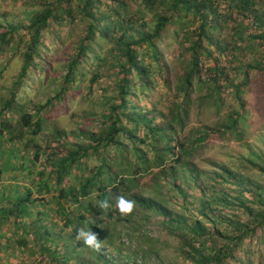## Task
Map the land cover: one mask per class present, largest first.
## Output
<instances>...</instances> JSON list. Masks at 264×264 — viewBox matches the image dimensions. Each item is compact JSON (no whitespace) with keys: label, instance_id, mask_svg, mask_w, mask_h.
<instances>
[{"label":"trees","instance_id":"16d2710c","mask_svg":"<svg viewBox=\"0 0 264 264\" xmlns=\"http://www.w3.org/2000/svg\"><path fill=\"white\" fill-rule=\"evenodd\" d=\"M117 1L35 0L38 10L25 26L8 23L0 17V54L8 49L15 53L23 50L21 71L7 98L0 99V151L5 148L3 152L15 156L23 152L20 166L8 168L1 163L4 154L0 153V227L8 223L16 236L30 235L40 253L38 264H125L107 259L103 247L93 250L85 246L82 240L76 239L77 231L91 229L101 240V225L109 232L117 226L116 222L124 219L129 227L127 235L135 238V230L146 227L149 217L159 216L179 237L181 255L189 259L190 264H230L246 241L257 238L264 243V152L250 151L248 156L239 159L234 169L218 163L214 170L199 169L189 159L209 140L243 138L244 130L240 125L246 123L248 116L243 100L247 83L235 81L240 73L245 77L250 72L264 73V59L255 65H241L232 76L219 57L226 52L233 53L241 48L253 50L264 45V0H139V7L131 14L127 10L119 12L117 7L124 6ZM223 4L232 15L241 17L234 19L236 27L229 39L220 41L215 34L223 28V16L219 13ZM242 17L251 21L252 26L245 25ZM77 23L84 27V33L65 64V75L57 95L39 107L34 115L22 114L19 93L29 74L42 64L45 35L53 34L55 25L74 26ZM172 35L182 39L189 56L184 62L183 100L166 113L153 115L147 111L142 115L136 88L138 85L150 87L154 84L153 76L167 75L163 48L173 39ZM16 40L18 42L14 43ZM100 43L110 47L99 60L100 65L110 63L120 82V104L112 105L111 109L115 119L109 116V126L92 136L89 145L67 150L61 158L51 153L45 160V166L52 165L51 171L45 176L39 174L43 178L36 182L33 179L42 168L37 169L45 151L30 137L41 135L44 122L48 121L44 117L45 110L52 112L60 100L65 99L69 88L81 77L80 68L91 60H98L93 48ZM215 53L218 58H214ZM204 71L210 72L206 79L201 76ZM194 80L203 84L208 94L204 97L200 94L196 102L191 101ZM167 83L164 80V84ZM230 89L234 90L231 94L239 103L238 111L214 127H200L197 137L188 140L186 122L193 103H197L199 111L204 106L216 107L215 114L220 117L225 100L223 91ZM142 145L149 150L141 149ZM32 149L36 150L35 156L28 159L27 154ZM92 155L97 158L95 166L88 164ZM73 169L74 184L67 182ZM10 172L21 182V187L5 186ZM145 173L153 175L152 179L158 182L151 185L150 193L137 191ZM162 182L170 183L172 189L185 198L188 196L183 186L196 184L201 199L195 220L167 206L159 184ZM215 182L235 189L217 192ZM119 196L135 201L131 213L119 212L116 206ZM104 200L109 202L107 209L100 207V201ZM48 206L62 220V230L57 235L44 223L48 219L44 209ZM230 210L235 214L229 215ZM205 221L212 227H207ZM221 226H225V230H221ZM2 236L3 230H0ZM110 238L111 234L107 243ZM139 239L140 248L143 251L146 248V255L158 254L155 239L147 236ZM11 247L8 245V249ZM132 264L147 263L133 261Z\"/></svg>","mask_w":264,"mask_h":264},{"label":"rangeland","instance_id":"374dc122","mask_svg":"<svg viewBox=\"0 0 264 264\" xmlns=\"http://www.w3.org/2000/svg\"><path fill=\"white\" fill-rule=\"evenodd\" d=\"M107 4L110 5L109 2ZM117 4H123L126 7L118 6L117 10L119 12L127 10L131 14L137 10L140 1L119 0ZM37 10L35 0H23L18 3H15L13 0H1L0 2V17L4 21L15 25L25 26L29 17L31 18ZM219 13L223 16V19H221L223 28L215 34V37L222 41L229 39L230 35L233 34L236 27L234 19L237 20L241 16L232 15L230 9L225 4L220 7ZM241 19L244 20L243 17ZM244 22L245 25L252 26L251 21L244 20ZM251 30H253V27ZM83 33L84 27L77 23L74 26L55 25L53 34L47 33L45 35L43 39L44 46L41 49L43 55L41 58L42 64L37 70L29 74L27 81L19 93L22 114L29 113L34 115L39 107L45 106L48 101L57 95L62 78L65 75V64L69 57L73 55L74 48L80 42ZM249 33L247 32L246 35H249ZM172 37L173 39L169 41L170 43L167 41L166 46L163 48L165 51L163 64L165 65L167 75L163 77L153 76V85L150 87L138 85L136 88L140 102L138 109L142 115L147 111L153 112V115L166 113L174 109L176 102L183 100L184 95L181 91L185 89L183 84L186 74V63L184 62H187L189 56L185 53L186 50L182 45V39H177L176 35H172ZM19 38L17 37V39ZM17 42L18 40L14 43ZM109 50L110 47H106L105 43H100L99 46L93 48V52L98 60H91L84 67L80 68L81 77L77 79L73 87L69 88L65 99L62 98L59 105L52 112L45 110L44 117L48 121L44 122L41 135L30 137V139H35L40 148L45 151L37 169L42 168L33 179L36 182L43 178L39 174L43 173L45 176L46 173L51 171L52 165L47 164L48 166H45V160L51 153L55 154L56 158L57 156L61 158L68 153L67 150L76 148L78 145H89L90 139L93 138L92 136L101 133V131L109 126L110 121H108V117L112 116L113 120L115 119V115L111 109L112 105L118 106L120 104V95L118 93L120 82L116 72L112 70L110 63L102 66L99 63V60ZM22 51L15 53L12 49H8L0 54V72L2 73V77H0V99L2 97L7 98L8 91L21 71L23 61ZM216 57H219L217 53L214 54V58ZM219 58L233 76L236 73L235 70L241 65H255V63L264 59V45L257 46L253 50L241 48V50L233 53L226 52ZM210 65L208 64V66ZM242 73H244V70H242ZM201 76L203 79H206L210 76V72L204 71ZM95 77H97L96 80ZM164 80L168 81L167 85L164 84ZM137 81L135 80V82ZM244 81H246L247 86L243 100L246 103L245 113L248 116L246 123L240 125L244 130L242 140L236 138L232 140H220L217 138L202 144L194 156L189 159L199 169L214 170V166L217 163L227 164L234 169L237 168L239 159L248 156L250 151L254 153L264 152V73L250 72L247 77L240 73L235 83H242ZM232 91L234 90L223 91L222 97L225 100L220 117H217L215 114L216 107L209 108L204 106L202 111H199L197 103H193L189 120L186 122L185 135L188 137V140L197 137L198 134L196 133L200 127H214L228 115L238 111L240 106L238 101L232 96ZM200 94L204 97L207 91L204 89L203 84H197L194 80L191 101L196 102ZM119 112L122 113V110H119ZM121 142L125 141L121 139ZM63 143L64 147H62ZM4 147L7 148L6 144ZM45 148L48 150H45ZM140 148L149 150L146 145H142ZM4 149L0 151V153L4 154L1 157L3 166L7 168L10 165L14 167L20 166L23 152H19L15 156L9 152H3L5 151ZM35 151V149L30 150L29 154H27L29 156L28 159L35 156ZM58 151H61L59 155ZM32 154L34 155L32 156ZM96 160L97 158L92 155L88 164L95 166L97 164ZM74 173L75 170L72 171L71 177H67L68 183L74 184V178L72 177ZM11 174L10 172L6 177L5 186L16 185L21 187V182L19 180L16 181L14 179L15 175L12 176ZM145 174L138 183L137 191L150 193L151 185L158 182L152 179L153 175ZM25 184L27 185L26 180ZM159 184L162 188L161 192L167 200L166 204L172 211L183 212L185 215H189L191 221L196 219L197 214L195 211L199 207L201 199V194L196 184L188 183V185L183 186L187 193V198L182 196L177 190H173L170 183L165 184L162 182ZM28 185L30 184L28 183ZM214 186L217 192L222 189L225 192L228 190L232 192L235 189L233 186L226 184L219 185V182H215ZM34 191L37 193V189H34ZM44 210L47 211L48 215V219L44 223L51 227V233L57 235L62 230V220L56 216V211L50 208V206ZM228 212L229 215L235 214L233 210ZM35 215H37V212H35ZM137 218L138 215L134 219L137 220ZM52 224H58L59 226H51ZM116 225L109 232L102 225L100 226L103 231L101 235V241H103L102 247L105 249L106 258L110 261L125 264L129 262V264H132L133 261L137 263L146 262L147 264H190V260L181 255L182 244L179 237L163 224L162 217H149L146 227L138 230L133 228L137 233L134 235L135 238L127 235L129 227L124 223V219L116 222ZM205 225L212 227L211 223L206 221ZM220 229L225 230V226H221ZM0 230H3V236L0 237V264H38L37 259L40 257V253L36 249V241L30 235L25 234L22 236L19 234L16 236L14 229L8 223L1 226ZM67 232L70 233L71 231L67 230ZM110 234L112 238L107 243L106 240L107 237H110ZM143 236L152 237L157 241L158 254L153 257L145 254L146 248H144V251L140 248L141 243L139 238L143 239ZM12 239L13 241L11 242L10 240ZM8 245H12V247L8 249ZM130 258H133V260H129ZM231 263L264 264V243L258 242L257 238H254L253 241H246L236 254L235 259L230 261ZM47 264L51 263L47 262Z\"/></svg>","mask_w":264,"mask_h":264},{"label":"clouds","instance_id":"9594fccd","mask_svg":"<svg viewBox=\"0 0 264 264\" xmlns=\"http://www.w3.org/2000/svg\"><path fill=\"white\" fill-rule=\"evenodd\" d=\"M134 205L135 201L132 199H127L125 196L117 197L116 206L121 214L131 213ZM100 207L107 209L109 202L107 200L100 201ZM76 239L82 240L85 246L93 250H100L103 244V241L99 240L98 236L91 229H79L76 233Z\"/></svg>","mask_w":264,"mask_h":264}]
</instances>
